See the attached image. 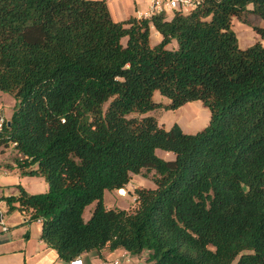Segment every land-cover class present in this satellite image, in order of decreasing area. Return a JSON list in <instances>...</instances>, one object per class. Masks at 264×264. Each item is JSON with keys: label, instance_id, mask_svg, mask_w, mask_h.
<instances>
[{"label": "trees", "instance_id": "obj_1", "mask_svg": "<svg viewBox=\"0 0 264 264\" xmlns=\"http://www.w3.org/2000/svg\"><path fill=\"white\" fill-rule=\"evenodd\" d=\"M248 3L264 19V0L122 21L106 0H0V91L15 100L0 148L48 185L4 198L61 259L108 247L148 250L150 264H264V26L245 48L230 28ZM155 90L170 109L200 100L208 124L160 125ZM132 173L155 186L136 187L132 209L107 207Z\"/></svg>", "mask_w": 264, "mask_h": 264}, {"label": "crops", "instance_id": "obj_2", "mask_svg": "<svg viewBox=\"0 0 264 264\" xmlns=\"http://www.w3.org/2000/svg\"><path fill=\"white\" fill-rule=\"evenodd\" d=\"M106 5L112 19L116 21L151 15V0H106ZM173 13L174 10L164 12L167 18H171ZM14 104L15 100L11 95L0 91V112L6 120L10 118ZM9 152L6 148H0V264H112L115 260L119 264H150L147 260L148 250L130 254L123 248L108 247L86 251L77 256L78 262L74 259H61L56 250L41 239L39 220L24 222L26 213L17 207L9 210V203L4 197L18 194L19 188L16 185H21L28 193L43 192L47 188V183L40 179L41 176L21 174ZM157 154L164 158L173 156L171 152L164 151ZM104 203L110 207V204ZM12 204L17 206L16 202Z\"/></svg>", "mask_w": 264, "mask_h": 264}, {"label": "rangeland", "instance_id": "obj_3", "mask_svg": "<svg viewBox=\"0 0 264 264\" xmlns=\"http://www.w3.org/2000/svg\"><path fill=\"white\" fill-rule=\"evenodd\" d=\"M253 6V3H248L246 5V11L241 17H238L236 15L231 16L230 28L234 31L237 37L238 45L241 48H245L252 45L256 41L261 40L260 34L256 31L254 26H264V19H262L253 11ZM182 11L184 13H187L190 10L183 9ZM151 29L152 30L149 33V41L150 44H155L160 40L161 36L154 29V27H152ZM175 46V40H173L168 45L169 48ZM152 98L160 105L148 111L147 114L154 116L157 119L158 123L160 125H163L165 128H168L172 123L177 122L184 132L194 133L202 129L209 122L208 107L200 100L188 101L175 109H170L165 107L166 105H168L169 99L166 96L162 95L158 90H155L153 92ZM3 148H6L7 151H10V157L11 159H13L14 150L12 149V147L7 146ZM156 151L157 153H162V151L159 149H157ZM150 176L151 173H149L148 175L132 173L130 181L124 188V195L115 192V190H106L103 197L104 201L107 204H110L109 206L132 209L136 205L135 195L133 193L134 189L136 187L155 186V183L150 178ZM40 179H43V181H45L43 177H41ZM93 206L94 202H91L84 208L82 216L85 220L90 217Z\"/></svg>", "mask_w": 264, "mask_h": 264}, {"label": "built area", "instance_id": "obj_4", "mask_svg": "<svg viewBox=\"0 0 264 264\" xmlns=\"http://www.w3.org/2000/svg\"><path fill=\"white\" fill-rule=\"evenodd\" d=\"M199 0H151L150 12L151 14L155 13H164L166 10H183V9H193ZM5 117L0 112V130L5 123ZM75 262H78L77 257L74 259ZM106 264V263H105ZM112 264H119L118 260L112 262Z\"/></svg>", "mask_w": 264, "mask_h": 264}, {"label": "bare ground", "instance_id": "obj_5", "mask_svg": "<svg viewBox=\"0 0 264 264\" xmlns=\"http://www.w3.org/2000/svg\"><path fill=\"white\" fill-rule=\"evenodd\" d=\"M118 193L124 195V193H125V189H124V188H120V189H118Z\"/></svg>", "mask_w": 264, "mask_h": 264}, {"label": "water", "instance_id": "obj_6", "mask_svg": "<svg viewBox=\"0 0 264 264\" xmlns=\"http://www.w3.org/2000/svg\"><path fill=\"white\" fill-rule=\"evenodd\" d=\"M10 122L8 121V124H9Z\"/></svg>", "mask_w": 264, "mask_h": 264}]
</instances>
